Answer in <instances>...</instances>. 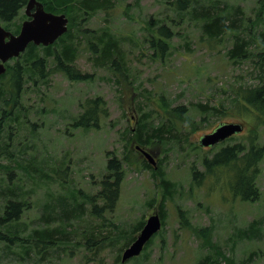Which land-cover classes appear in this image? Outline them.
<instances>
[{
    "label": "rangeland",
    "instance_id": "374dc122",
    "mask_svg": "<svg viewBox=\"0 0 264 264\" xmlns=\"http://www.w3.org/2000/svg\"><path fill=\"white\" fill-rule=\"evenodd\" d=\"M220 1L239 6L250 29L264 27V0ZM112 3L108 11L88 15L69 12L68 26L79 42L75 64L91 75L90 80H69L50 68L47 82L37 86L39 80L32 84L24 75L12 115L19 120H7L9 114L1 119L0 128L6 127L0 129V214L7 185L17 186L28 207L19 223L13 224L16 229L23 228L20 235L26 238L9 246L1 242L0 264H196L215 253L217 258L210 255L212 264H264V155L259 163L256 183L260 194L256 200L233 195L225 177L218 182L210 175L200 181L193 179L190 169L203 171L201 157H210L220 142L205 147L198 144L199 139L220 123L243 124V131L230 143H246L251 127L257 131V142L264 144V124L251 119L242 105L222 116L203 115L195 108L197 102L218 106L232 89L260 82V78L251 72L248 60L233 63L227 57L225 52L233 42L229 34L221 40H207L200 24L180 19L168 0ZM24 9L25 5L13 23L22 18ZM257 19L260 21L253 24ZM160 24L168 26L171 33L169 47L161 56L153 53L149 43ZM102 29L121 39L124 68L119 71L109 64L96 66L89 58V43ZM47 63L52 65L51 58ZM94 96L105 100L104 112L97 115L98 125L73 126L84 100ZM160 97L165 104L160 103ZM177 106L184 107L178 117L170 112ZM142 112H148L154 124L170 118L177 141L139 145L133 130ZM2 114L0 111V117ZM142 150L152 155L154 164ZM107 152L123 161L125 174L115 206L98 217L89 213L90 204L84 198L99 189L107 172ZM143 161L164 173L169 190L143 167ZM58 167L61 170L55 173ZM60 196L72 204H85L83 215L65 226L73 235L69 242L36 255L28 235L43 227L41 215L46 204ZM154 210L163 216L160 230L138 256L122 262L121 246L134 239L139 231L135 226ZM95 226L94 233L102 238L110 236L108 226H112L117 233L110 237L114 242L107 245L106 238L98 247L94 239L88 247L85 237Z\"/></svg>",
    "mask_w": 264,
    "mask_h": 264
},
{
    "label": "trees",
    "instance_id": "16d2710c",
    "mask_svg": "<svg viewBox=\"0 0 264 264\" xmlns=\"http://www.w3.org/2000/svg\"><path fill=\"white\" fill-rule=\"evenodd\" d=\"M40 1L46 11L52 13H65L66 16L72 14L85 13L88 15L98 10L110 9L113 5V0H50L55 1L53 4L47 3L45 0ZM27 0H0V23L16 34L19 31L20 21L24 19V15L16 23L12 20L16 18L19 10L26 4ZM172 8L178 12L180 19L188 21L195 20L200 24L201 34L207 40H221L226 34L232 38V46L225 52L227 57L233 63H240L248 60L251 63V72L257 73L260 82L247 85H240L237 89H232L230 95H224L218 102V106L207 105V103L197 102L195 108L203 115L227 114V110L235 105H242L246 114L256 119V123L264 124V27L257 30L254 27H248L245 16L239 6L228 5L220 0H168ZM106 10V11H108ZM261 9L256 13L259 19ZM253 24H256L258 21ZM162 23V22H160ZM86 30V29H85ZM78 36L74 35L67 24V30L59 36L53 43L48 45H35L30 42L23 53L17 58L5 63L6 70L0 74V111L3 113L1 119L7 114V120H19L17 115L12 118L17 98L20 96L23 76L27 75L29 80L36 82L37 86L40 83L47 82L50 76V68L56 72H61L69 80L73 81H88L91 78L86 72L81 71L76 66L77 53L79 51L77 41ZM171 37L169 27L160 24L156 28L149 39L150 46L154 48L153 53L160 56L169 47L168 39ZM89 43L88 50L91 56V62L96 66H104L109 64L111 67L119 71L124 68V52L122 51L121 39L115 36L109 29H102L98 34H95ZM51 58L52 65L48 66V59ZM227 89H224L225 92ZM160 103L165 104L163 97H160ZM105 100L101 96L87 98L82 104V110L74 118L72 125L75 127H86L92 122L93 126L98 125L97 115L105 110ZM165 109V108H164ZM183 106L173 107L172 112L176 117L182 115ZM99 116V115H98ZM153 118L149 117L148 112H142L139 119L135 123L133 130V139L142 146L154 145L162 140L177 141L174 130V124L168 123L170 118L166 117L164 121L158 124L153 123ZM173 124V125H172ZM3 130L5 124L2 125ZM1 127V128H2ZM0 128V129H1ZM10 135V133H9ZM230 136L217 145V149L210 157L203 155L201 163L204 169L198 173L193 167L191 169L192 178L203 179L210 175L218 182L221 178H227L228 185L233 195H237L245 200H256L259 197L260 190L256 183L259 174V163L264 155V144L257 142V131L250 127L246 143L233 140ZM3 136L0 137V140ZM199 146V145H198ZM3 152V147L0 143V154ZM14 155L13 151H10ZM108 158L106 161V174L99 181V189L93 194H86L84 201L90 204L89 213L98 217L105 214L106 211H111L118 200L120 193L121 182L124 178L125 170L122 160L114 154L107 152ZM143 167L150 170L151 174L157 176L161 185L165 190H169L170 182L165 178L164 173L160 169L155 170L149 163L143 161ZM61 167L55 171L59 172ZM17 190V186L10 187L7 185L3 189L5 199L3 204V212L0 214V243L7 246L22 238L23 228L14 227V223H19L24 208L28 207L23 199V193ZM62 196L55 198L53 203L46 204L41 220L43 227L34 229L28 236L33 244L34 254L39 252H47L48 248L53 245L69 242L71 236L69 231L65 229L67 224L75 221L83 215V203L72 204L70 199ZM51 204V205H50ZM161 220L163 216H160ZM56 222V225L50 226ZM163 222V220H162ZM143 220H140L134 230H140L143 225ZM52 225V224H51ZM64 227V228H63ZM110 236L99 237L94 233L93 227L88 236L85 237L86 245L89 247L94 239L99 247L103 241L106 244L114 242L110 239L114 234V228L108 226ZM85 233L87 228L82 229ZM75 232V229H72ZM158 233V232H157ZM155 233V234H157ZM155 234L153 235L155 237ZM151 237L147 244L154 238ZM23 237L22 239H25ZM130 240H125L121 249H124ZM92 244V245H93ZM90 245V246H92ZM124 246V248H123ZM143 248V250H144ZM212 254H207L199 259L196 264H212ZM217 258V254L212 257ZM136 258V257H135ZM132 260V259H131Z\"/></svg>",
    "mask_w": 264,
    "mask_h": 264
},
{
    "label": "water",
    "instance_id": "95a60500",
    "mask_svg": "<svg viewBox=\"0 0 264 264\" xmlns=\"http://www.w3.org/2000/svg\"><path fill=\"white\" fill-rule=\"evenodd\" d=\"M34 10L31 12V9ZM25 13L30 18L24 19L17 34L6 30L0 23V74L5 72V63L12 57H16L24 51L32 42L35 45H48L53 43L67 30L68 17L65 13L55 14L44 10L43 4L38 0H27ZM243 130L241 122H223L217 125L211 132L204 134L199 139L200 146H213L224 139L240 133ZM143 155L151 164H154L152 155L142 150ZM162 226V220L158 210H154L145 219L142 227L134 239L122 250L121 261L125 262L134 256H138L149 239L157 233Z\"/></svg>",
    "mask_w": 264,
    "mask_h": 264
},
{
    "label": "flooded vegetation",
    "instance_id": "af4514ba",
    "mask_svg": "<svg viewBox=\"0 0 264 264\" xmlns=\"http://www.w3.org/2000/svg\"><path fill=\"white\" fill-rule=\"evenodd\" d=\"M40 2V1H39ZM27 3V2H26ZM26 5V4H25ZM44 7V6H43ZM34 10V7L31 9V12ZM45 10V9H44ZM24 11V16H25V18L24 19H27V18H30L28 15H26V13H25V9L23 10ZM49 12H51V11H49ZM59 14V13H58ZM69 18V17H68ZM24 19H22L21 21H20V25H21V23H22V21L24 20ZM12 22H14V19L12 20ZM3 26V25H2ZM6 30H9V29H7L5 26H3ZM19 28H20V26H19ZM10 31V30H9ZM17 34V33H16ZM26 49V48H25ZM24 49V50H25ZM21 53H23V51L22 52H20V54ZM18 56H16V57H12V58H10L8 61H12V59H15V58H17ZM6 67V66H5ZM6 70V69H5Z\"/></svg>",
    "mask_w": 264,
    "mask_h": 264
},
{
    "label": "bare ground",
    "instance_id": "6f19581e",
    "mask_svg": "<svg viewBox=\"0 0 264 264\" xmlns=\"http://www.w3.org/2000/svg\"><path fill=\"white\" fill-rule=\"evenodd\" d=\"M73 236V235H72ZM28 239V238H27ZM26 245V244H25Z\"/></svg>",
    "mask_w": 264,
    "mask_h": 264
}]
</instances>
